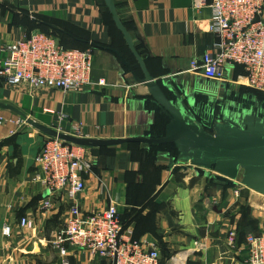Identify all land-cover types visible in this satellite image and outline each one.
<instances>
[{
  "label": "crops",
  "instance_id": "0c3cea01",
  "mask_svg": "<svg viewBox=\"0 0 264 264\" xmlns=\"http://www.w3.org/2000/svg\"><path fill=\"white\" fill-rule=\"evenodd\" d=\"M192 1L115 3L155 78L173 79L193 93L221 96L226 90L236 91L264 102V91L248 86L240 65L229 67L224 78L212 81L192 69V61L201 59L218 40L210 30L211 8L195 10ZM110 13L105 0H0V46L30 35L45 22L61 32L69 46L83 44L94 52L93 83L81 91L0 82V101L65 132H71L74 122H81L83 137L147 136L154 129L157 110L147 88L135 81L112 50L118 49L136 66ZM100 79L106 84H98ZM19 116L0 108V264H98L99 259L88 252L70 248L62 254L53 245L68 218V205L63 196L50 195L40 180L35 158L49 136L23 125ZM148 150L146 143L87 148L94 166L85 175L86 189L80 195L83 211L104 210L113 198L129 222L127 229L137 239L156 244L164 264L176 253L185 256V264L244 262L243 251L228 244L231 230L237 236L243 230L242 190L237 195L238 186H228L216 180L214 173L189 164L169 167L173 156L168 151H160L154 164H149L143 160ZM45 198L51 200L50 208H43ZM255 216L264 230V211ZM22 217L29 218L30 225L21 226ZM6 226L9 234L4 232ZM250 231L247 226L245 233ZM196 240L204 247L191 252Z\"/></svg>",
  "mask_w": 264,
  "mask_h": 264
},
{
  "label": "built area",
  "instance_id": "2783aa9c",
  "mask_svg": "<svg viewBox=\"0 0 264 264\" xmlns=\"http://www.w3.org/2000/svg\"><path fill=\"white\" fill-rule=\"evenodd\" d=\"M192 7L211 8L210 30L218 37L201 59L192 61V69L212 81L224 78L229 67L240 65L248 86L264 91V0H193ZM93 61L92 48L65 47L52 34L36 30L0 46V82L81 91L93 83ZM98 84L105 85L106 80L100 79ZM55 129L63 131L60 127ZM71 129L66 133L82 136L81 122H74ZM35 160L41 171L40 180L49 194L63 196L68 205V218L52 241L62 254L71 248L94 255L99 259L98 264H164L156 244L133 238V232L124 227L122 211L113 198H109L104 210L83 211L80 195L86 189L85 175L94 166L87 147L48 137ZM235 193L239 195V187ZM50 206L51 200L45 198L43 208ZM30 223L27 217L20 220L23 227ZM4 232L9 234L10 227L6 226ZM228 244L243 251L244 262L264 264V230L249 232L243 244H239L237 232L231 230ZM203 247L204 243L196 240L195 248L190 251ZM165 262L185 264L186 261L182 253H176Z\"/></svg>",
  "mask_w": 264,
  "mask_h": 264
},
{
  "label": "water",
  "instance_id": "95a60500",
  "mask_svg": "<svg viewBox=\"0 0 264 264\" xmlns=\"http://www.w3.org/2000/svg\"><path fill=\"white\" fill-rule=\"evenodd\" d=\"M105 2L117 28L123 33L129 48L138 60L142 74H138L118 50H112L128 66L135 81L147 88L152 101L159 104L168 115L170 120L165 135L111 139L83 137L44 125L28 117L11 103L0 101V108L14 111L24 117L28 124L49 137L87 148L113 147L129 142L172 143L176 146L178 154L176 157H171L169 167L185 163L197 168L213 170L218 181L228 184H236L242 174L244 185L264 194V107L258 104L256 107H245L234 103L233 108L214 111L213 130H206L191 110L196 93L186 91L173 79L155 78L149 71L144 57L136 48L132 34L120 18L115 0H105ZM165 90L172 92L175 99H170Z\"/></svg>",
  "mask_w": 264,
  "mask_h": 264
},
{
  "label": "trees",
  "instance_id": "16d2710c",
  "mask_svg": "<svg viewBox=\"0 0 264 264\" xmlns=\"http://www.w3.org/2000/svg\"><path fill=\"white\" fill-rule=\"evenodd\" d=\"M111 16H112V14H111ZM111 16H110V19H111L112 25L116 29V31H118L119 35L123 39V41H124L128 51H129L131 57H133V60L135 61L136 66H134L131 62H129V64L132 66L133 69H135V70L137 69V71H141V73H142V70H141V67H140V64H139L138 60L136 59V57L134 56L133 52L129 48L123 33L117 28V26H116V24H115V22L113 20V16H112V18H111ZM124 24H125L126 28L130 31V29L128 28V26L126 25L125 22H124ZM39 30L44 31L46 33H50L53 36H59L62 40H65V38L61 35V32H59V31H57L55 29H52L50 27V25H48L45 22H43L41 24ZM74 40H76V39H74ZM76 41H79V39H77ZM64 42L68 43L69 41H64ZM135 45H136V48L138 49V51L140 52V54L142 55V52L139 49L138 45L137 44H135ZM65 47H74V46H65ZM78 47L83 48V49L87 48V46H84L83 44H79ZM116 50H118V49H116ZM144 59H145V57H144ZM145 61H146V59H145ZM146 63H147V61H146ZM165 92H166L167 96L170 99H175V95L172 92L167 91V90H165ZM231 97H233L235 100H237V104L238 105H242V106H245V107H253V106L256 107V105L258 104L261 107H264V102L263 101L257 100L256 98H252L251 95H249V97L247 98V97H243V94L241 92L232 91L231 92ZM152 102L154 103V105L156 107V110H157V119H156V123H155V125L153 127L154 129L147 136L162 137L166 133V126H167V124H168L170 119H169L168 115L162 110V107L159 104H157L154 101H152ZM191 110L193 111V113L197 117L198 121L206 128V130H209V131L213 130L212 129V124H213V116H212V114L213 113L210 112L211 111V107H210V104H209V96L208 95L203 94V93H196L194 104L191 107ZM220 110L221 109L218 106L216 111H220ZM127 144H130V145L132 144L133 145V144H141V143H139V142H129ZM100 148H109V147H100ZM160 151H168V152L171 153V155L173 157H176L177 154H178L176 146L174 144H172V143H168V144H149V150H148V152H145V154L143 155V158H144L143 160L146 161L149 164H154L156 156H157V154ZM224 184H226L228 186H234L235 185V184H228V183H224ZM122 220H123V223H124V227L127 228L128 225H129V222H127V220L125 219V217L123 215V212H122ZM257 221H258V219H257ZM240 226L243 227V230H240V235H238L239 244H243L245 242V237L248 234V233L247 234L245 233V229H246L247 226H250L252 228V231H250V232L260 233L262 231L259 228L258 224L251 223L249 221L244 222V217H243L242 220H240ZM133 238L137 239V237H136V235H134V233H133Z\"/></svg>",
  "mask_w": 264,
  "mask_h": 264
},
{
  "label": "rangeland",
  "instance_id": "374dc122",
  "mask_svg": "<svg viewBox=\"0 0 264 264\" xmlns=\"http://www.w3.org/2000/svg\"><path fill=\"white\" fill-rule=\"evenodd\" d=\"M55 38L57 39V41L61 45L69 46V43L64 42L67 40H62L59 36H55ZM212 87H214V86H212ZM226 91H224V92H226ZM227 93L230 95L229 101H233L232 103L236 102V104H237V100H235L233 97H231V92L228 91ZM206 95L209 96V102L210 101H217V100L221 99V97H222V96L215 95L214 93H211V94L209 93ZM227 108H233V106H231V107L229 106ZM19 119L22 121L23 125H27L28 127H32L30 124H28V122L26 121V119L24 117L19 116ZM55 128H57V126ZM205 170L210 171V172L215 174V171H213V170L204 169V171ZM235 185L238 186L240 188V190H242L241 195H240V198L242 199V204L239 206L240 214L242 215L241 220L244 217V222L249 221L251 223L258 224L257 217L255 215H258L260 213V211H264V194L259 193L257 191H254V190L248 188L246 185H244L242 183V174L238 177Z\"/></svg>",
  "mask_w": 264,
  "mask_h": 264
},
{
  "label": "flooded vegetation",
  "instance_id": "af4514ba",
  "mask_svg": "<svg viewBox=\"0 0 264 264\" xmlns=\"http://www.w3.org/2000/svg\"><path fill=\"white\" fill-rule=\"evenodd\" d=\"M228 91L224 92L221 96V99L217 100V101H210L209 104H210V107H211V113H213L214 111L217 110L218 106L219 108L222 110V109H225L227 107H231L233 106L234 103H232L233 101H229V97L230 95L227 93ZM195 100V99H194ZM236 109H238V107H235Z\"/></svg>",
  "mask_w": 264,
  "mask_h": 264
}]
</instances>
